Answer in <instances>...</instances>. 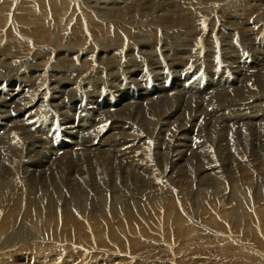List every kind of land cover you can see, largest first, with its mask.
I'll list each match as a JSON object with an SVG mask.
<instances>
[{
  "label": "bare ground",
  "instance_id": "obj_1",
  "mask_svg": "<svg viewBox=\"0 0 264 264\" xmlns=\"http://www.w3.org/2000/svg\"><path fill=\"white\" fill-rule=\"evenodd\" d=\"M0 1L2 2V9L0 12V85L1 82L8 80L5 79L8 75L6 76L3 72L1 73V69L4 71L6 70L7 73L11 71L17 73L18 71L21 72L26 64H29L31 68H28V71L25 70L22 76L23 79L27 76L25 78L27 80L31 74L37 73V63L41 62L42 68H48L47 73L43 70L40 75L35 76V80H38L39 84L41 83L44 85L47 91L49 90L55 95L60 94L62 98L67 91V93H69V90H67L68 86L72 88L70 90L71 94L72 91L74 93L75 89H77L72 83L75 82L77 86H82L85 82L86 76L84 77L82 75L83 72L80 71L84 68L98 69L104 68V66L107 68H116V66L120 67V65H124L125 68L131 66L139 68L144 65H135L134 60L137 58L136 55H139L142 61L150 63L151 59L155 58L150 56V51L154 48L156 57L158 59L160 57L164 58L167 55L165 50V48H167L165 47L167 42H175L173 44L174 50H172L178 53V55L175 54V57L169 59L173 63L175 62L177 66L187 67L188 64L192 62L190 58L192 57L191 53L198 48H193L194 51L192 50L193 52L189 53L193 47L192 45H194L193 43H200L202 45L200 46L204 47V49L199 48V50L205 51L207 56L204 57L202 54L200 56L209 60L207 57L215 56L214 54L218 51V53H220L219 56L226 55L228 57V55L231 54L233 56V52L236 51L234 48L236 44H233L234 39L238 41L239 37L250 35V38H248L250 42L238 41V44L235 41L238 45H241V43L249 45L254 43L255 37L260 39L259 35L262 37L264 34V0H186L178 6L179 9H169L168 6L161 8L162 5L160 6L157 0H155V2H153V0H136L134 4H131L132 7H129L130 9L128 7L123 8L124 10H121L122 12H118L117 14L112 13L107 8H102L100 10L98 7L99 5H96L97 0H65L71 6V13L68 17H64L63 15L58 16L50 0H23L24 2L21 1L17 8L15 21H12V18L10 19L12 7L16 5L15 0ZM230 2L232 3L224 7L225 4ZM59 5L60 3H55V6ZM204 6H207V8ZM204 8L205 10H203ZM115 10H117V8H115ZM127 15L128 17L126 18ZM146 15L150 16L148 17ZM260 22L263 24L260 25ZM135 25L138 26L137 29L134 27ZM18 26L22 28H18ZM88 27L94 35L93 39L86 33ZM127 27L134 28L132 32L129 31V34L136 41L132 42L130 40L129 43L126 44L124 43L126 38L124 33ZM16 32H18V35ZM148 33H159V36L152 37ZM177 33L185 37L180 38L179 36V38L175 37L176 39H171V35L176 36ZM140 37H143L145 40L138 39ZM158 43L161 45L159 47L161 53L155 51V47ZM131 46H134L136 50H141L136 51L135 55H131L130 51H133L131 50ZM187 46L191 48L189 52ZM257 46L259 47V45ZM223 47H225V49H223ZM238 48L239 47H237V49ZM118 51L123 53V55L119 57L120 52ZM252 51L255 53L252 52L254 55L257 57L259 56L264 61V58L258 55L254 49ZM112 52L115 53L102 57ZM198 52L200 53V51ZM205 52L204 54H206ZM184 53L186 55L190 54V56H183ZM152 55L154 56V54ZM193 56H195V54ZM200 56L197 59H200ZM241 56L243 57V55ZM212 57L211 59L215 60ZM241 61H244L243 58ZM156 62L158 63L157 60ZM246 62L244 61L243 64L234 63L236 64L234 68L239 69L241 74L239 75V71L236 70L238 72V78L235 79V81L240 83V86L242 85V90L238 88V90H236L235 88L239 98H236L235 95L234 97H230L232 93L229 95L228 93H221L218 91L213 92V95L210 93L211 97L204 96L203 98H196L193 96V98L189 100L190 107L195 104L196 107L200 108L203 105L204 111L207 112L208 115H211L210 110L215 107H211L209 103L210 100L212 102L214 99L218 102L215 106H218L220 109H217V111L225 115L223 117V122H219L218 127L222 126V124H226L227 121L234 122L238 120L241 127L246 128L247 131H251L252 127L250 125H252V123H250L248 119H245L244 115L240 113V110L244 109V107L241 108L240 105L244 106L245 102L243 101L245 100L247 106H245V109L264 113V109L261 108L262 105H264V72H262L264 64L261 65L255 62L253 66L261 68L255 71H249L248 69L250 66L248 65V67ZM215 63L211 64L214 65ZM207 65L209 66L205 65L206 68H210V64ZM57 68L65 69L66 71L59 70L62 77H52L54 83H51V74L56 72ZM71 68H78L79 70L75 73H73L72 70L69 72ZM71 74H73L74 80L69 79V75ZM45 76L46 79L49 80V83L46 81ZM100 79L102 78H97L96 80ZM4 82L3 84H5ZM251 84H255V86L258 85L259 87L255 91H252V93L250 92V94L245 95L243 92L248 90L249 87L252 86ZM0 88H2V86H0ZM30 88L34 94L40 92L38 86L36 88L31 86ZM31 89L29 91H31ZM44 91L41 92L43 93ZM32 92L30 94H32ZM32 95H29L31 99L35 97ZM26 97L28 98V95L25 96V99H27ZM39 97L42 99L41 96ZM175 98L177 100H175L176 104L179 105V100L182 96L177 95ZM241 99L242 101L240 102ZM51 100L50 98L49 101L51 102ZM41 101L43 102V100ZM44 101H46V99ZM40 105L34 107V113L37 106V110H42V108L45 107V105L42 107V104L40 108ZM46 106H48L47 103ZM158 109L159 107L157 104L154 111L151 110L142 113L140 107L126 104L118 108L115 113H111V115H109L110 113L108 115L106 114L107 116H103L101 120V122L105 124L104 128L107 129L106 132L100 130V132L98 131L99 133L87 136L83 142L88 145L90 154L86 157H80L79 159L81 160L69 159V152L67 151L73 150L71 146H65L66 149H57L52 146L54 148L53 154L51 153L53 158H49V155L45 151H41L36 146V148L33 147L37 145L35 144L38 141L36 137V139H34L33 136H27V138L25 136V139L23 137L24 128L14 127L16 128L15 130L20 131V136L23 137L22 141L24 146H20L23 149V155L28 156L32 153H37L41 157H43V155L48 156V159L51 160L49 164L46 163L47 166L44 170L37 172L33 177H41V181H44L50 176V180L53 178L55 182L57 181L55 184L57 193L55 194L57 196H61L63 188H68L67 190L72 196H76L77 194L85 196L89 194V191L92 190L91 185L93 183L91 182L92 179L90 180L89 177L93 172L99 173V180H107L109 183V170L106 169L107 159L105 158V151H102V148L107 147V144L108 146L114 144L111 147L112 151H117L122 155V161L125 166L118 172H116L118 170L117 167L112 168V171L116 172V175H114L113 178H115V180H113L114 182H112L110 187L119 188L123 186L125 189L130 190V186H133L135 187V191L131 193L136 192L135 194H139L141 199H137L139 203L131 205L128 204L131 197L127 196V200L124 199L126 198L124 193L120 196L110 192L105 202H98L96 201L97 199L94 200L97 205L99 204L98 208H91V214H88L84 208L78 210L76 207L74 210H71L66 207V205L59 204V202L58 204L60 206H57L58 204L56 206L51 205L53 207L51 208L50 206L46 207L44 202L37 203L33 201L32 198H22L21 194L25 189L23 182L19 181V178L16 176L17 158L19 155L16 151L17 148H14L9 156L0 155V174H3L0 177V243L11 238L15 246H17V254H15V252L14 255L18 257L6 254L3 247L0 245V264H52L54 261H56L55 264H71L79 259L80 256H82L81 261H84V259L89 258L86 252H78L79 254L68 253L66 259L60 258L61 252L58 253V255L54 254L50 256H48V254H42L44 251L43 249L48 245L59 244V246H65V241L67 242L68 240L69 242L73 232H77V234L73 235L74 240L70 241L75 244L70 245L83 246L84 248H82L85 251L87 249L91 250V247H93V249L96 248L95 250L103 249L106 253L115 254L114 256L112 255L113 257L102 256L101 263L103 264H116V262L119 261L128 262L129 264L134 258L131 255L134 253L136 254V252L143 248L146 249L151 247L158 248L156 249L157 254L152 256L153 259L157 257L161 260L160 258H163V255L165 258L166 254H168V256L174 259V264H201L202 261L199 259L194 260L192 257L198 255H203L208 258V260H204L206 263L222 255L232 257L236 260L241 259V262L235 264H247L248 262L249 264H254L251 262L254 258L259 260L255 262V264H264V205L261 203L262 200H260L259 196L256 197L257 193H254L256 183L259 184V186L260 183H258V180L255 183L253 179L254 175H251L252 177L249 175V177H247L246 175L249 174L247 170L253 167L250 163L254 160L250 161L249 158H244L242 161L245 165L240 166V159H236V163L234 162L231 164L228 162L229 164L224 166V161L223 163L214 162L215 159L210 147L202 143L204 148L190 155L183 154L182 152H173L175 159L171 163V168H169L168 171L161 168L155 173L154 171L156 170L153 169L154 163L152 156L147 152V150L149 151L147 146L149 143L151 144L150 141H153V143L155 142L154 144L158 146V140L163 134L168 132L169 128H171L170 126H174L175 129L169 130L172 132L171 135L169 134L170 137L168 136V141L163 138L167 144L165 149L173 144V147H180L188 143L199 144L195 142L199 137L193 141L188 140L186 136L184 137V130L189 129V125L187 123L182 124L180 127L175 125V122H180H178L176 118H173L174 113L168 114V111L165 114H161L162 117H157L156 120H153L152 117L160 116L155 114ZM40 110H38V112ZM157 113L159 112L157 111ZM115 114L117 116H115ZM133 118H138L136 120L137 122L140 120L139 118H141V122L138 123H141V125L146 123L145 128L143 127V129H140L136 127L137 129H133V123H131V121H135ZM170 119H172V121ZM184 119L186 118L184 117V113H182L179 116V120ZM161 125H165V130H162ZM197 126L200 127L201 124L197 122ZM127 127L129 129H127ZM234 127L227 126L230 131H233ZM122 129H124V131ZM132 129L133 131L130 132ZM138 129L139 132L137 131ZM257 129L260 133L264 134V126L258 127ZM2 133L5 132L2 131ZM231 134L234 135V132H231ZM227 137H229V135L225 138L223 137L224 140ZM45 140H47L46 137ZM247 140L249 141L248 138ZM221 141L222 140H219L218 142ZM3 142H5V139L4 141L2 140V143ZM17 143H19V141ZM37 143H39V141ZM47 143L49 142L47 141ZM259 145H261V148L264 150V142H261ZM46 146L42 145V148L44 149ZM31 147H33V150ZM187 149L189 150V147ZM78 153L79 152H77V154ZM252 156L255 155L253 154ZM115 157L118 158L119 156L115 155ZM54 158L57 160L56 163L54 162ZM21 160L23 166L25 164L24 157H22ZM181 162L182 164H180ZM52 163H54L53 166H48ZM176 163H179V165ZM255 165H261L258 169L261 170V173H259L264 178V161ZM22 166L20 169H22ZM27 168L29 169V167ZM173 168H176L175 171L178 173V176H173ZM222 169L229 175L233 174L238 169L239 173L244 174V176L235 177L236 179L231 180L230 186L228 187L229 190L226 192L225 196L222 186L211 183L216 181L218 171ZM260 174L259 178L261 177ZM181 175L185 176L182 182L180 179ZM70 176H73L75 179H71ZM197 176H202L199 185L202 184L198 187H194V191L191 193L190 188L192 184L195 183L194 180ZM175 178H177V180H174ZM241 178H243V180H239ZM28 179L30 180V178ZM25 180L27 179L25 178ZM31 183H34L33 178ZM26 184L29 185L28 183ZM224 184L226 185L227 183ZM63 185L66 186L64 187ZM43 186L45 189L49 187L48 185L46 187L45 184ZM33 188L34 186L32 189ZM72 191L74 193H72ZM79 191L80 193H78ZM105 191L106 190L103 189L100 194H104ZM39 192H41V190H39ZM105 195L106 193L102 196L105 197ZM47 198L49 200L52 197L47 196ZM101 202H103L104 205H102ZM132 202H135V200H132ZM201 203H203L202 207L198 208V204ZM222 203H227V205L220 208ZM187 204L190 206V211H188L189 207L186 206ZM192 206L196 207L197 215L192 211ZM21 207H23L24 213L21 215L20 222L19 211ZM128 207H130V210H128ZM94 212H99L100 215L93 214ZM111 216L114 217L112 218ZM161 218H164L165 223L163 222L162 225H158ZM59 220L62 221L59 222ZM178 222L183 225L182 230H180L179 225L177 226ZM173 226L174 228H172ZM89 228L91 230H89ZM86 232L88 236L85 235ZM180 232L184 233L183 238ZM170 234L178 238V241H185L186 244H176L177 241L171 240ZM37 238L41 239L40 242ZM31 242H34L36 246L29 250L30 253L32 251V260H30V263H25L26 256L21 254L18 255V252L24 251ZM43 242H46V244L43 245ZM49 242H51V244H48ZM75 247L79 248L77 246ZM40 251H42L41 254ZM81 252L84 251L82 250ZM141 252L143 253V250ZM145 252L147 251L145 250ZM152 252L153 251L150 253ZM124 253L129 255L125 256L123 255ZM257 253L261 254V258ZM150 255L149 257L151 258ZM190 256L192 258H190ZM29 259L30 258H28V262ZM33 260L35 261L34 263L32 262ZM147 260L149 259L147 258ZM99 262L97 264H99ZM82 263L83 262H81V264ZM149 263L147 262L146 264ZM213 263H216V260Z\"/></svg>",
  "mask_w": 264,
  "mask_h": 264
},
{
  "label": "rangeland",
  "instance_id": "obj_2",
  "mask_svg": "<svg viewBox=\"0 0 264 264\" xmlns=\"http://www.w3.org/2000/svg\"><path fill=\"white\" fill-rule=\"evenodd\" d=\"M21 1H23V0H15L16 5H13L12 10L10 12V19L12 18L11 19L12 21H15V14H16L17 8L19 6V3ZM131 1H132V3H131ZM131 1L130 0H97L96 5H99L98 7L100 8V10L102 8H107L112 13L117 14L118 12H122L121 10H124L123 8L132 7L131 4H134V2H136V0H131ZM184 1H186V0H157V2H159V5L160 6L162 5L161 8H165L166 6H168L169 9H179L178 6L181 5ZM228 1H230V0H228ZM50 2L54 5V11L57 13L58 16L63 15L64 17H68L70 15L71 6L65 0H50ZM153 2H155V0H153ZM55 3H60V5L55 6ZM231 3L232 2L225 4L224 7L231 4ZM204 7L207 8V6H204ZM115 8H117V10H115ZM205 8L203 10H205ZM1 9H2V2L0 1V12H1ZM115 11H117V12H115ZM146 16L149 17L150 15H146ZM127 17H128V15L126 16V18ZM261 24H263V23L260 22V25ZM134 27H136V29H137L138 26L135 25ZM18 28H22V27L18 26ZM133 30H134V28H132V27L126 28L125 33H124L125 37H126L124 40V43L127 44V43H129L130 40L132 42L136 41L129 34V31L132 32ZM86 31H87L86 33L93 39L94 35L91 32V30L89 29V27H88V30H86ZM16 34L18 35V32H16ZM148 34L152 37H156L157 35L159 36V33L158 34L157 33L156 34L148 33ZM179 36H180V38L185 37V36L179 35L177 33L176 36L171 35V39L179 38ZM249 36L239 37L238 41L239 42H241V41L250 42V39H248V38H250ZM259 37H260V39L258 37H255L254 43H252V44L248 43L249 45H246L245 43H243V44L241 43L242 46L238 45L239 42L234 39V42L233 41L232 42H233V44L234 43L236 44L234 46L236 51L233 52V56L235 55L236 58H235V56L233 57L232 54L228 55V57L226 55L219 56L220 53H218L219 52L218 51L216 54H214L216 57L215 56L212 57L210 54V56L213 59H215L216 61L212 60L211 57H209V56L207 57V58H209V60L208 59L206 60V58H204V57L207 56V53L205 51L199 50V48L204 49V47H201L202 45L200 43H198V44L193 43L194 45H192L193 46L192 49L188 48V46H187L188 52H189V49H191V51L189 53L193 52L194 51L193 48L195 49L197 47H198L197 48L198 50L195 49V51L193 52L195 54V56H193L194 54L191 53L192 57H190V58L192 61L191 62L192 66H191V64H188L187 67L177 66L175 64V62L173 63L170 60L176 56L175 54L178 55V53L173 52V50H174L173 44L175 42H167L165 45V47H167V48L164 47L166 52H167V55L164 58L160 57L158 59L156 57V54L154 53V48L152 51H150V56L155 57L154 59H151L152 63L151 62L146 63V62L141 60L139 55H136L137 58H136V60H134L135 65L136 66L144 65V66L139 67V68H134V66L125 68L124 65H120V67L116 66V68H110V67L107 68L106 66H104V68H98V69L97 68H84V69H81L80 71L83 72L82 75L84 77L86 76L85 82L83 83L86 85L82 84V86L81 85L77 86L75 82L72 83L75 86V88H77V89H75L74 93L72 91V94H71L70 90L72 88H71V86H68L67 90H69V93H67L68 91L65 93L64 97H66V98L63 97L64 100L60 96V94L55 95L54 93H51V91H49V90L47 91V88H44V85H42L41 83L39 84V81L35 80V76L40 75L43 70L45 71V73H47L48 68H42L41 62L37 63V66H38L37 73L31 74L27 80L25 79L27 76H25L24 79L22 78V76L24 75L25 70L28 71V68H31L29 66V64H26L23 67V69L21 70V72L18 71L17 73L16 72L14 73L13 71L7 73L6 70L4 71L1 69V73L3 72L6 76L8 75L5 78V79H8V80H6L8 83L6 81L5 82L3 81L5 84H3V82H1V85H0V86H2V88H0V155H4V156L8 155L9 156L11 154L12 150L14 148H17L16 151L18 152L17 154L19 155V157L17 158L18 164H17L16 176H17V178H19V181L23 182L24 189H25L23 191V193L21 194L22 198L23 197L32 198V200L37 202V203L44 202L46 207L50 206L51 208H53L52 206H56L58 204V202H59V204L66 205V207L70 208L71 210H74L76 207L78 210L84 208L88 214H91L90 213L91 208H93V209L98 208L99 204L97 205L94 200L97 199L96 201H98V202H100V201L105 202L106 198H108L110 192H112L116 195H120V196H122L124 193L126 196V198H124V199H127V200H128L127 196L131 197L129 199L128 204L135 205V204L139 203V201L137 199H141V196L139 194L136 195L135 194L136 192L131 193V192L135 191L134 190L135 187L130 186V190L125 189L123 186H120L119 188H114L113 186L110 187L112 182H114L113 180H115V178H113V177H114V175H116V172L123 169L125 166L123 164V161H122V155L120 153H118L117 151H112L111 147L114 144H111L109 146L107 144V147L102 148V151H105L104 153L106 154L105 155V158L107 159L106 169L109 170L108 174L110 176H108V179L110 182L108 183L107 180H104V181L101 179L99 180V175H98L99 173L93 172L89 177L90 180L92 179L91 182H93L91 185L92 190H90L89 194H86L85 196L81 195V194H77L76 196H72L71 193H69V191L67 190L68 188L67 189L63 188L61 196H57L56 195L57 193L55 190V184L57 181L55 182V180L53 178H51V180H50V176L47 177L44 181H41V177H33V175L36 174L37 172L44 170L47 166L46 163L49 164V162H51V160L48 159V156L43 155V157L45 156L43 158L37 153H32L28 156L23 155V149L20 146H24L23 141H22L23 137L25 138V136H26V138H27V136H29V137L33 136L34 139L37 138L36 140L39 141V143H37L38 141L35 143L38 146L33 144L34 145L33 147L36 146L41 151H43V152L45 151L49 155V158L50 157L53 158L51 156V153L53 154L54 148L66 149L65 146H71L73 149V150L67 151V152H69V159L70 160H76V159H79L80 157H86V156H89L90 150L88 149V145H86L83 141L87 138L88 135L92 136L95 133H99L100 130L101 131L104 130L103 132H106V130H107L106 128H104L105 124H103L101 122L103 116H105L106 114L108 115L109 113H110L109 115H111V113H115L118 108H121L126 104H128L130 106L140 107L142 113L149 112L151 110L154 111L157 107V104H158L159 109L157 111L159 113H157V111H156L155 114L160 115V116L152 117L153 120H156L157 117H162L161 114H165L168 111H169L168 114L174 113L173 118H176L178 120V122H180V123L175 122L174 123L175 125H177L178 127H180L184 123H187L189 125V129L184 130V133H185L184 137L186 136V138H188V140H192V141L195 140L197 137H199V139H197L195 141L196 143H199V144L188 143V144L182 145L180 147H173L174 146V144H173L169 148L165 149L166 148L165 146L167 145L165 140L168 141V139H169L168 136L170 137L171 132H172L169 130L175 129L174 126L173 127L170 126L171 128H169L168 132L163 134L162 137L158 140V142H157L158 146H157V144L155 145L154 144L155 142L153 143V141H150L151 144L149 143L147 146V149H149V151L147 150V152H149V154L152 156V160L154 163L153 169L156 170V171H154L155 173H157L158 169H161V168L166 169V171H168V169L171 168L170 167L171 163L175 159L174 158L175 152H180V153L182 152L183 154L190 155L194 152L196 153V152L202 150L204 148V146L202 145V143H203L204 145H207L210 147V149L213 153V157L215 159L214 162L223 163V161H224V163H223L224 166H226L229 163H231V164L234 163L236 161V159H240V161L242 163V164L241 163L239 164L240 166L245 165V164H243V161H242L244 158H249L250 161L254 160L250 163L253 165V167L250 168L249 170H247V172L249 174H246V175H247V177L254 175L255 177L253 176V179H254L255 183L257 182V180H258V183H260V186H259V184L256 183L254 193L255 192L257 193L256 197L259 196L260 200H262V202L261 201L260 202L263 203V205H264V194H263L264 193V184H263L264 178L260 174L261 170L258 169L261 165H259V166L255 165L257 163L264 161V159H263L264 158V150L261 148V145H259L261 142H264V136H263L264 134L260 133L257 129L258 127L264 126V121H263L264 120V118H263L264 113H261L260 111H256V110L245 109L247 107L245 100L243 101V102H245L244 103L245 105L244 106L240 105L241 108L244 107V109L240 110V113L244 115L245 119H248L250 121V123H252V125H250V126L252 127V130L255 131L254 132L252 130L247 131L246 128L241 127L238 120H235V121L232 120L234 122H228L227 121L226 124H222L223 128H222V126L218 127L219 122H223V119H224L223 117L225 115H223L222 113H219L217 111V109H219V107L215 106V105L218 102H216L214 99L212 100V102L210 100V103H209V105L211 107H215V108H212L210 110L211 115L210 114L208 115L207 112L204 111L205 109L203 108L204 107L203 105L200 108L196 107L195 104L191 107L189 105V100L191 98H193V96H195L196 98H203L204 96L205 97H211V95H213L212 94L213 92H218V91H220L221 93H228L229 95H230V93H232V95L230 97H232V96L234 97V95H235L236 98H239V96H237L238 92L235 91V88H236V90H238V89L242 90V87H241L242 85L240 86L239 85L240 83L235 81V79L238 78V75H237L238 72L236 70L239 71V75H241V74H240L239 69L234 68L236 65L234 63L236 62L237 64H243L244 61L245 62L247 61L246 62L247 64L246 63L245 64L247 66L248 65L250 66L249 69L246 68L249 71H255V70L261 68L258 66H253L255 62L262 65V64H264V61L259 56H258L259 57V59H258V57L256 55H254L255 53L252 51L254 49L258 55H260L261 57L264 58V34L262 35V37L259 35ZM138 39L145 40L143 37H140ZM171 39H169V40H171ZM245 39H247V40H245ZM256 39H257V42H256ZM244 45H246L247 47L246 46L243 47ZM257 45H259V47ZM160 46H161L160 43H158L157 46L155 47V51L160 52L161 51V50H159ZM39 47H40V45H39ZM237 47H239V48L237 49ZM256 47H258V48H256ZM223 49H225V47H223ZM131 50H133V51H130V54L135 55L136 51H140L141 49L136 50V48L134 46H131ZM168 51H169V54H168ZM198 51H200V53ZM237 51L239 54L237 53ZM115 52H117V51H115ZM115 52L107 53V54L103 55L102 57H105L107 55L109 56ZM118 52H120V51H118ZM204 52L206 54H204ZM152 54H154V56ZM201 54H202V56H204L203 58H202V56H200ZM121 55H123V53L120 52L119 57ZM241 55H243V57ZM183 56L188 57V56H190V54L186 55L184 53ZM199 56L201 58L197 59V58H199ZM237 56H238V59H237ZM255 56H256V58H255ZM245 57H247L248 59ZM242 58L244 61H241ZM156 60L158 61V63L156 62ZM240 61H241V63H240ZM211 63L212 64L215 63V64L212 65ZM207 64H210V68H206V66H209ZM189 65H190V67H189ZM215 66H216V68H215ZM66 69H69V68H66ZM262 69H263L262 72H264V68H262ZM59 70L66 71L65 69L57 68V71L54 72L53 74H51V80H50L51 83H54L53 82L54 80L52 79V77H62L60 75L61 72ZM71 70L73 73H75L79 69L78 68H73V69L71 68L69 70V72ZM139 70H140V72H139ZM89 71L90 72L92 71V72L90 73ZM87 72L90 73L92 76L90 74H88ZM97 78H102V79L96 80ZM45 79H46V76H45ZM69 79H71V80L75 79L73 74L69 75ZM95 80H96V82H95ZM26 81H28L29 83ZM46 81L49 83V80L46 79ZM24 82L27 84H25ZM7 84L9 87L7 86ZM34 84L37 85L38 88L40 89V92H39L40 94L39 93L34 94L32 92V89L30 87L31 86L33 88L37 87ZM29 85H30V87H29ZM251 85L252 86H250L248 90H245L243 92V93H245V95L250 94V92L252 93V91H255L259 87L258 85L255 86V84H251ZM27 86H28V88H27ZM3 88L5 91L3 90ZM30 89H31V91H29ZM44 90H46V91H44ZM25 91L26 92L29 91L28 92L29 94L26 93ZM41 91H44V92L42 93ZM31 92L34 95L30 94ZM45 93H46V96H45ZM210 93H211V95H210ZM27 95H28V98L27 97L26 98L28 100L25 99V96H27ZM29 95H32L33 97L35 96L36 98L32 97L33 99H31L30 98L31 96L29 97ZM42 95H44V96H42ZM177 95L182 96V98L179 100V105L176 104L177 100L175 97ZM39 96H41L42 99ZM37 97H38V99H37ZM48 98H49V100H50V98L52 99L51 102L48 100ZM45 99H46V101H44ZM41 100H43V102H45V103H43ZM241 101H242V99L240 100V102ZM48 102H49V104H48ZM153 102H154V105H153ZM46 103L48 106H46ZM42 104H43V106H42ZM36 105H38V106L40 105V108H41V106L44 107V105H45V107H44L45 109L44 108H42V110L38 109V110H40L39 112H42V113L38 112V110H37L38 106L35 108V113H34V107ZM55 105H56V107H55ZM173 107L176 109V111ZM261 108L264 109V105H262ZM48 109H49V111H48ZM181 110H182V112H181ZM248 111H249V113H248ZM182 113H184V117L186 119L179 120V116ZM115 116H117V115L115 114ZM146 116H152V115H146ZM153 116H154V114H153ZM251 116H253V117H251ZM201 118H203V119H201ZM204 118H205V120H204ZM133 119L135 120L134 122L131 121V123H133V125H132L133 129H137V128L143 129V127L145 128L146 123H144V125L143 124L141 125V123H138V122H141V118H139L140 120H138V122L136 121L138 118H133ZM170 120L172 121V119H170ZM212 120H213V122H212ZM197 122H199L201 124L200 127L197 126ZM21 124H23V125H21ZM23 126H25V127H23ZM161 126H162V130L163 129L165 130V125H161ZM227 126H233V127L235 126V127H234L233 131H230V130H228ZM253 126H257V127H253ZM14 127L24 128L25 131H23L24 132L23 137L20 136V131L15 130L16 128H14ZM127 129H129V128L127 127ZM133 129L130 132H132ZM94 130H95V132H94ZM122 130L124 131V129H122ZM2 131H4L5 133H2ZM137 131L139 132V129ZM8 132H10V133H8ZM231 132H234V135L231 134ZM252 132H254V133H252ZM30 134H32V135H30ZM131 134H134V133H131ZM248 134H250V135H248ZM13 135H16L17 137L13 136ZM227 135H229V137H227L224 140V138ZM7 137H8V139H7ZM18 137H19V139H18ZM45 137L47 138V140H45ZM14 138H16V139H14ZM38 138H40V139H38ZM247 138L249 139V141L247 140ZM4 139H5V142L2 143V140L4 141ZM219 140H222V141L218 142ZM18 141H19V143H17ZM47 141L49 143H47ZM162 142H164V143H162ZM17 144H19V145H17ZM41 144L44 146L48 145V146H46L47 149H46V147H44V149H43ZM186 145L189 147V150L187 149L188 147ZM223 146H225V147H223ZM33 147H31L32 150H33ZM234 148H235V150H234ZM151 149H152V151H151ZM219 149H220V151H219ZM110 151H112V152H110ZM77 152H79V153L77 154ZM75 153H76V156H75ZM253 154L256 157L252 156ZM115 155H118L119 157L117 158V157H115ZM22 157H24V161H25V164L23 166H22V160H21ZM79 160H81V159H79ZM56 161H57L56 158H54L55 163H56ZM30 162H32V163H30ZM176 164L179 165V163H176ZM180 164H182V162ZM53 165H54V163H52L48 166H53ZM21 166H22V169H20ZM23 167H24V169H23ZM27 167H29V169ZM114 167L118 168V170L116 172L112 171V168H114ZM31 168H33V169H31ZM173 169H172L173 176L174 175L178 176V173H176V171H175L176 168H173ZM24 173H26V174H24ZM182 173H183V171H182ZM259 174L261 175L262 178L261 177L259 178ZM1 175H3V174H0V177H1ZM97 176H98V178H97ZM239 176H244L243 173H239V169L230 175L227 174V172L225 173V171L222 169V170L218 171L216 181L211 182V183H213V184L215 183V184L222 186L224 188L223 194L225 196L226 192H228V190H229L228 187L230 186L231 180L236 179L235 177H239ZM24 177L27 180H25ZM70 177H71V179H75L73 176H70ZM201 177L202 176H200V177L197 176L196 179L194 180V182L196 184L195 183L192 184V186L190 188L191 193H192V191H194V187H198L202 184L201 183L199 185ZM28 178H30V180ZM32 178L34 179V183H31ZM180 179H181V182L184 181L183 179H185V176L181 175ZM174 180H177V178H175ZM239 180H243V178H241ZM161 181H163V180H161ZM26 183H28L29 185H27ZM46 183H48V184H46ZM224 183H227L228 185L227 184L225 185ZM44 184L46 185V187H47V185L49 187H47L45 189V187L43 186ZM38 185H39V187H38ZM33 186H34V188L32 189ZM63 186L65 187L66 185H63ZM43 187L45 190L44 189L42 190ZM103 189L106 190L105 191V193H106L105 197L102 196L105 193L100 194L103 191ZM39 190H41V192H39ZM72 193H74V192L72 191ZM78 193H80V191ZM132 195H133V197H132ZM47 196H50L52 198L48 200ZM55 198H56V200H55ZM132 200H135L136 203L132 202ZM103 202H101L102 205H104ZM59 204L57 206H60ZM202 205H203V203L198 204L197 207L200 208V207H202ZM226 205H227V203H222L220 205V208H222ZM186 206L189 207V209L188 208L187 209H188V211H190L191 209H190L189 204H187ZM107 208H108V206H107ZM128 210H130V207H128ZM192 211H194L197 215L195 206H192ZM19 212H20L19 219L21 222V215L24 213L23 207L20 208ZM73 212H76V211H73ZM57 213H59V212H57ZM93 214L100 215L99 212H94ZM232 215H233V213H232ZM111 217L113 218L114 216H111ZM61 221L62 220H59V222H61ZM163 222L165 223V220H164V218L163 219L161 218L158 225H162ZM178 225L180 227V230H182L183 225H181L179 222L177 223V226ZM172 228H174V226ZM48 230H52V229H48ZM89 230H91V229L89 228ZM87 232L85 235H87ZM76 234H77V232L76 233L73 232L72 236L76 235ZM180 234H181V237L183 238L184 233L180 232ZM72 236L70 237L71 241L74 240V236L73 237ZM170 237L172 238L171 240L177 241L176 244H181V245L186 244L185 241H182V240L178 241V238H175L172 234H170ZM37 239L40 242L41 239H39V238H37ZM70 240H69V242H68V240H67V242L65 241V246H62V245L59 246V244L55 245V244H51V242H49L48 244H51V245L46 246L43 249L44 251L42 250L43 252L40 251V254L42 252V254H48V256H50V255H54V254L58 255V253L61 252L60 258H62V259H66L68 253L79 254L78 252H80V253L86 252L87 255H89L88 259H84V261H81L82 256H80L79 259L72 262L71 264H81V262H83L82 264H97L99 261H100L99 264H103V263H101L102 262V256L104 257V256H112V255L114 256L115 255V254H111V253H106V251H104L103 249L95 250L96 248L93 249V247H91L92 248L91 250L87 249L85 251L83 249L84 248L83 246H82L83 247L82 248V247H79L78 245H74V246L70 245V244H75V243H72ZM44 244H46V242H43V245ZM159 244H161V243H159ZM0 245L3 247L4 252L6 254H9L13 257H18V256L14 255V253L17 250V246H15V243L11 240V238H8L5 242L0 243ZM27 246L26 247L28 249L26 248V249H24V251H21V252L19 251L18 255H20V254L25 255L26 260L24 262L30 263V260H32L31 259L32 251L30 253L29 250L32 247H35L36 245L34 242H31ZM69 246H71V247H69ZM75 246H77L79 248H76ZM219 248H221V247H219ZM156 249H158V248H154V247L146 248V249L143 248L142 249L143 253L141 252L142 250H140V251L136 252V254L134 253L133 255H131L134 258L130 261L129 264H146L147 262L148 263L150 262L149 264H161V263L162 264H174V262H175L174 259H172L170 256H168V254H166L165 258L163 255V258H160L161 260H159L157 257H154V259H153L152 256L157 254ZM82 250L84 252H81ZM145 250L147 252H145ZM151 251H153L152 253H154V254L150 253ZM24 252H26V253H24ZM28 253H30V254H28ZM15 254H17V252ZM147 254H148V256H147ZM150 254H152V255H150ZM257 254L261 258V254L260 253H257ZM62 255H63V257H62ZM123 255L127 256L129 254L124 253ZM149 255L151 256L152 259L149 257ZM145 256L150 261L147 260V258ZM191 256H190V258L193 257L194 260L199 259L200 261H202L201 264H207V263L208 264L209 263L210 264H235L237 262H241V259L236 260V259H233L232 257L220 255L218 258L212 260L211 262L206 263V262H204V260H208V258H206L203 255H198L196 257L195 256L191 257ZM112 257H111V261H112ZM28 258H30L29 262H28ZM215 260H216V263H213ZM258 261L259 260L254 258L251 262H253L255 264V262H258ZM32 262L34 263L35 261L33 260ZM165 262H168V263H165ZM55 263H56V261H54V263H52V264H55ZM121 263L122 264H128V262H120V261L116 262V264H121ZM247 264H249V262Z\"/></svg>",
  "mask_w": 264,
  "mask_h": 264
}]
</instances>
